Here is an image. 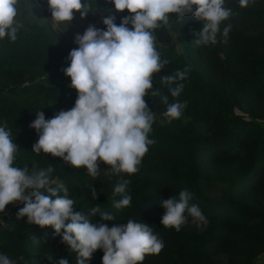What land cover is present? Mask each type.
<instances>
[{
  "label": "trees",
  "instance_id": "obj_1",
  "mask_svg": "<svg viewBox=\"0 0 264 264\" xmlns=\"http://www.w3.org/2000/svg\"><path fill=\"white\" fill-rule=\"evenodd\" d=\"M82 3L91 4L93 11L95 6L100 9L83 19L74 12L69 22L82 33L89 25L106 30L102 18L108 15L115 16L117 26L132 15L127 9L104 11L114 10L108 0ZM224 7L232 14L221 22L216 44L195 43L204 21L191 13L184 19L169 14L167 25L158 22L162 26L151 30L161 61L168 64L153 74L148 90L160 95L145 99L150 98L162 115L177 101L187 106L170 123L164 115L162 122L154 117L148 138L155 142L148 145L136 173L117 175L107 165L109 173L102 180L89 178L60 157L32 151L39 139L29 127L36 112L43 111L48 120L71 110L78 99L71 78L61 70L54 74L55 84L40 81L61 61L70 64L67 57L74 48L62 35L53 36L35 23L18 29L15 41L7 36L0 40V126L6 125L18 147L12 166L36 171L52 167L50 179L64 184L74 210L93 223L109 228L126 226L128 220L148 224L164 247L158 255H145L142 264H264V0H248L246 7L239 0H224ZM229 25L223 43V30ZM186 67V79L176 82L184 85L183 91L172 97L160 79ZM162 96L168 97L167 104ZM125 182V193L114 195L115 186ZM181 190L191 194L189 206L199 207L206 224L197 226L199 222L189 217L176 231L160 223L166 212L163 201H178ZM125 195L131 196L130 205L116 208ZM8 206L0 213V254L18 264H57L61 257L76 264L78 254L61 243L51 226L9 217ZM102 212L114 219L103 221ZM103 255L97 249L85 264H102Z\"/></svg>",
  "mask_w": 264,
  "mask_h": 264
},
{
  "label": "clouds",
  "instance_id": "obj_2",
  "mask_svg": "<svg viewBox=\"0 0 264 264\" xmlns=\"http://www.w3.org/2000/svg\"><path fill=\"white\" fill-rule=\"evenodd\" d=\"M108 2L114 4V10L105 8L104 11L127 9L132 15L123 17L118 26L114 22L115 16L108 15L102 18L106 30L89 25L82 35H75L74 43L78 47L67 57L70 66L62 69L71 78L70 87L78 92L75 106L71 110H61L48 120L43 111L36 112V119L29 125L39 135L33 152L40 154L42 150L62 158L72 167H86L93 177L100 171L98 159L110 165L114 174L136 173L148 145L155 142L148 138L155 114L149 110L145 97L160 95L158 90L150 93L148 90L152 89L153 74L159 73L168 61H161L151 30L162 26L158 22L167 25L169 14L175 13L177 18L184 19L191 13L204 21L202 30L197 32L200 39L195 43L216 44L221 22L232 14L231 9L224 7V0ZM239 3L246 7L248 0H239ZM18 4L19 0H0V40L6 36L11 41L16 40ZM48 5L55 24L72 21L74 12L83 19L89 12L100 11L96 6L93 11L92 5L82 3V0H48ZM230 28L229 25L223 30V43H227ZM189 71L186 67L160 79L169 87L172 97H178L183 91L184 85L176 82L185 80ZM173 84L176 86L172 87ZM161 100L167 104L168 97L162 96ZM186 106V101L169 104L163 115L170 123L181 117ZM17 150L6 125L0 126V213L10 203H22L24 206L17 212V219L27 217V223L41 228L51 226L55 234L62 237L61 243L78 254L76 264H85L97 249L104 252L102 264H142L145 255L160 253L163 241L148 224L128 220L126 226L109 228L105 223H93L74 210V201L69 198L64 184L50 179L52 167L39 171L13 167ZM53 183H56L55 187L51 186ZM126 183L117 184L113 194L125 193ZM61 191L63 195H59ZM93 196L96 198L95 190ZM190 199L191 194L181 190L178 201L175 197L163 201L166 212L160 223L165 228L174 227L176 231L188 222L189 217L199 222L197 226L206 224L207 219L199 207L189 206ZM130 202L131 196L125 195L115 207H126ZM98 211V207L93 208L91 214ZM101 219L110 221L114 216L102 212ZM0 264L13 262L7 255L0 254ZM57 264H69V261L61 257Z\"/></svg>",
  "mask_w": 264,
  "mask_h": 264
},
{
  "label": "rangeland",
  "instance_id": "obj_3",
  "mask_svg": "<svg viewBox=\"0 0 264 264\" xmlns=\"http://www.w3.org/2000/svg\"><path fill=\"white\" fill-rule=\"evenodd\" d=\"M18 15L16 17L17 27L20 30H26V25L30 23H35L40 26H43L47 29L53 36L62 35L65 41L70 44L74 49L78 47L77 44L74 43V37L76 34H83L79 29H77L74 25H72L69 21L62 22L60 24H55L51 20V11L49 10L48 0H19V4L17 5ZM169 31L173 34V28H170ZM70 66L69 63L61 61L57 68L51 69L40 79V81L44 84H55L57 79L54 77L55 72L62 71V69ZM145 102L151 112H154V117L159 122L163 121V115L161 110L157 107V105L150 99L146 98ZM66 155V154H65ZM99 166V174L96 177L91 176L86 167H80V169L84 172L86 176L92 178L94 180H102L108 173L109 167L101 161H97ZM47 196V193L44 192ZM24 205L20 202L10 203L8 206L7 214L9 217H14L17 219V212ZM21 219H27V217H23ZM14 264V263H13Z\"/></svg>",
  "mask_w": 264,
  "mask_h": 264
},
{
  "label": "crops",
  "instance_id": "obj_4",
  "mask_svg": "<svg viewBox=\"0 0 264 264\" xmlns=\"http://www.w3.org/2000/svg\"><path fill=\"white\" fill-rule=\"evenodd\" d=\"M14 263V262H13ZM14 264H18V263H14Z\"/></svg>",
  "mask_w": 264,
  "mask_h": 264
}]
</instances>
